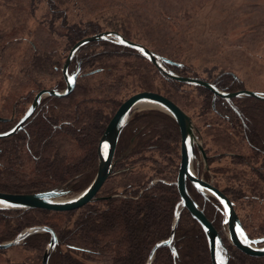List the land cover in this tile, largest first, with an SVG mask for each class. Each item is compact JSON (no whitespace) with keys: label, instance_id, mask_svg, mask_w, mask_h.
<instances>
[{"label":"trees","instance_id":"trees-1","mask_svg":"<svg viewBox=\"0 0 264 264\" xmlns=\"http://www.w3.org/2000/svg\"><path fill=\"white\" fill-rule=\"evenodd\" d=\"M13 1L6 0L5 4ZM22 4L23 0H19L13 24L0 29V61L9 47L6 43L11 33L16 36L24 29L26 16ZM50 16L48 29L64 40L65 52L61 53L60 43L49 47L52 41H45L42 32L35 33L32 49L36 54L27 73L25 69L21 71L24 77L18 84H34L33 94L44 89L64 91L62 69L71 49L79 41L103 33L93 21L71 26L59 7L51 8ZM53 19L56 20L53 22ZM59 20L63 23L57 28L55 22ZM108 32H117L129 41L142 44L122 32ZM162 56L172 62L167 68L174 73L198 78L184 63ZM123 58L132 62L124 65L114 62ZM51 70L58 76L56 80L43 75ZM78 70L80 74L72 95L65 99L44 98L22 132L0 140V193L31 195L68 185L74 195L80 194L98 173V145L118 108L135 93L156 92L176 103L196 124V117L188 109L198 103L197 117L208 121L207 129L216 123L222 126L218 142L223 151L214 157L204 141L208 168L204 170L201 162L199 167L196 164L195 172L220 189L235 208L242 201L246 203V211L253 208L261 212L264 207V101L244 97L230 104L221 98L215 99L204 88L168 79L139 53L113 40L81 48L69 67L70 73ZM158 81L164 87L156 86ZM46 82L51 85L46 87ZM207 82L228 93L242 90L241 81L227 72ZM18 105L13 108L15 117L0 122V134L12 130L26 113ZM197 126L205 140L202 128ZM180 148L179 126L168 114L158 109L136 113L120 138L115 173L94 202L68 213L0 210V243L15 240L27 228L46 226L59 239L50 264H146L154 246L169 239L172 233L176 206L180 202L175 185L181 162ZM225 158L232 160L231 165L219 171L229 183L228 188L219 185L214 177L219 172L213 170L215 162ZM189 189L223 236L224 215L220 203L212 197L206 200L191 186ZM254 214L249 211L246 222L243 220L246 233L251 239L263 238L264 221L255 224ZM224 239L233 256L231 264H264V258L245 256ZM50 240L51 236L46 233L28 238L19 247L30 254L22 264H43ZM175 241L177 257L170 248H162L157 251L153 264H212L206 234L187 210L181 214ZM6 251H0V255Z\"/></svg>","mask_w":264,"mask_h":264},{"label":"rangeland","instance_id":"rangeland-1","mask_svg":"<svg viewBox=\"0 0 264 264\" xmlns=\"http://www.w3.org/2000/svg\"><path fill=\"white\" fill-rule=\"evenodd\" d=\"M5 1L0 0L1 30L13 24L19 6V0L10 4H5ZM54 7L66 13V20L71 26L79 22L86 25L93 21L99 24L103 33L113 30L122 32L150 46L156 54L184 63L204 81L227 72L241 81L242 90L264 93V0H23L21 9L26 16L24 29L17 32L16 36L11 33L6 43L9 47L0 61V117H15L13 108L18 105V101L19 109L27 112L36 96L32 92L34 84L18 85L24 77L21 71L25 69L27 73L36 54L32 49L35 33L42 32L45 41H52L49 47L61 44V53L65 52L62 46L64 40L54 36L48 29L52 19L50 10ZM22 10L19 12L22 13ZM55 23L59 28L63 20ZM14 38L22 42L17 43ZM130 60L123 58L114 62L124 65L125 62H132ZM53 72L51 70L43 75L56 80L58 76L53 75ZM45 85L49 87L51 82ZM156 86L164 87L161 81ZM189 95L193 97L195 94ZM198 100L201 98L198 97ZM197 105L195 103L192 105L195 108L190 107L188 110L196 117L197 124L204 132L205 140L203 137L202 140L207 143L211 154L217 157L223 151L218 142L221 141L218 136L222 126L216 123V126L207 129L208 121L197 117L200 108ZM201 162L198 160L196 163L198 167ZM231 162V159L225 158L213 165V170L219 172L214 177L223 188H228L229 183L223 179L219 169L229 167ZM207 168L208 163L207 167L204 165V170ZM239 204L236 210L245 222L250 211L256 214L252 220L255 224L263 223L264 207L258 213L253 208L246 211V203L242 201ZM223 233L226 238L227 229ZM29 255L24 249L14 247L0 255V264H22Z\"/></svg>","mask_w":264,"mask_h":264},{"label":"water","instance_id":"water-1","mask_svg":"<svg viewBox=\"0 0 264 264\" xmlns=\"http://www.w3.org/2000/svg\"><path fill=\"white\" fill-rule=\"evenodd\" d=\"M107 40H113L120 46L136 51L144 59L154 65L158 71L168 79L187 86L204 88L210 91L214 95L215 99L221 98L230 104H232V100L244 97H251L264 101V94L262 93L248 90L228 93L219 90L210 82L200 80L198 78L182 77L167 68V65L172 64V62L167 58L156 54L142 44L125 39L117 32H104L85 38L74 45L62 69L66 89L62 92L55 89H44L39 91L34 97V100L24 117L12 130L5 134H0V140L13 137L22 132L27 122L34 116L40 107L44 98L52 97L65 99L72 95L77 86L80 70L70 73L69 67L71 62L74 60L81 48L95 42H103ZM144 108L158 109L168 114L178 124L181 132V162L178 178L175 183L180 195V202L176 206L172 233L169 239L159 242L154 246L146 264H153L157 251L162 248H170L173 256L177 257L178 253L175 247V234L179 226L181 214L184 210H187L191 214L193 219L205 232L211 253L212 263L230 264L231 254L229 249L226 247L221 234L207 218L204 210L193 197L189 190V183L193 186L195 191L206 200L213 197L220 203L224 212V225L227 229V237L231 244L246 256L252 258H264V247H260V245L264 244V237L251 239L246 233L233 202L230 201L221 190L195 173L194 166L197 158L196 151L202 156L206 167L207 154L204 142L201 139L200 131L194 120L168 97L156 92L136 93L125 100L118 108L99 142L98 173L87 189L78 195H74L73 189L68 185L60 186L47 192L31 195H11L0 193V210H44L55 213H68L76 212L94 202L108 180H110L115 173L116 165L119 161V159H116L117 148L124 130L130 124L133 116ZM130 152L131 149L125 152L122 157L126 156ZM43 233L51 236V240L43 256V264H50L51 257L54 253H56L59 246V239L55 232L46 226H35L25 229L15 240L8 243H0V251L20 247L26 242V240H28V238Z\"/></svg>","mask_w":264,"mask_h":264},{"label":"flooded vegetation","instance_id":"flooded-vegetation-1","mask_svg":"<svg viewBox=\"0 0 264 264\" xmlns=\"http://www.w3.org/2000/svg\"><path fill=\"white\" fill-rule=\"evenodd\" d=\"M5 23H6V21H4ZM4 23V24H5ZM3 29H5V28H2V30ZM14 40L18 43V42H20V40L21 39H16V38H14ZM137 43V42H136ZM140 44V43H139ZM142 45H144V44H142ZM145 46V45H144ZM145 47H147V46H145ZM148 48V47H147ZM150 49V48H149ZM151 50V49H150ZM262 94H264V93H262ZM140 111H142V110H140ZM140 111H138V112H140ZM137 112V113H138ZM25 115V114H24ZM24 116H22V118H23ZM21 118V119H22ZM20 119V120H21ZM2 120V121H1ZM19 120V121H20ZM8 121V119L7 118H1L0 117V122H7ZM18 124V123H17ZM16 124V125H17ZM196 124V123H195ZM200 131V130H199ZM7 133V132H6ZM5 134V133H4ZM201 135V134H200ZM201 139H202V136H201ZM204 142V141H203ZM205 146V145H204ZM207 154V153H206ZM196 156H197V158H196V160H195V164L198 162V160H202V162H203V164H204V161H203V158H202V156L196 151ZM201 158V159H200ZM207 163H208V156H207ZM205 165V164H204ZM194 171H195V166H194ZM196 173V172H195ZM197 174V173H196ZM198 175V174H197ZM199 176V175H198ZM199 177H201V176H199ZM202 178V177H201ZM204 179V178H203ZM205 180V179H204ZM208 182V181H207ZM211 184V183H210ZM192 187L193 188V186L189 183V187ZM214 186V185H213ZM217 188V187H216ZM194 189V188H193ZM190 190V189H189ZM195 190V189H194ZM220 190V189H219ZM194 197V196H193ZM213 198V197H212ZM222 207V206H221ZM235 207V206H234ZM236 209V208H235ZM237 211V210H236ZM237 214H238V212H237ZM223 215H224V212H223ZM238 216H239V218H240V220H241V222H242V224H243V226H244V228H245V230H246V225H245V223H244V221H243V219L241 218V216L238 214ZM223 226H224V229H226V227H225V225H224V221H223ZM215 227V226H214ZM216 228V227H215ZM217 229V228H216ZM219 232V231H218ZM220 233V232H219ZM221 234V233H220ZM221 236H222V234H221ZM222 238H223V240H224V243H225V239H224V237L222 236ZM227 238V237H226ZM228 240V239H227ZM230 244H231V242H230ZM225 245H226V243H225ZM231 246L232 247H234L232 244H231ZM227 248H228V246H226ZM260 247H264V244H262V245H260ZM235 248V247H234ZM229 249V248H228ZM235 250H237V252H239V253H241L238 249H236L235 248ZM230 251V250H229ZM230 254H231V252H230ZM241 254H243V253H241ZM244 255V254H243ZM246 256V255H245ZM232 258H233V256H232V254H231V260H230V264H231V261H232ZM213 264V263H212Z\"/></svg>","mask_w":264,"mask_h":264}]
</instances>
